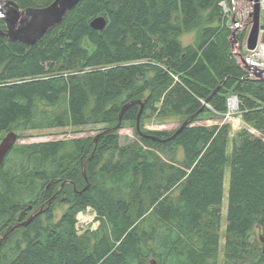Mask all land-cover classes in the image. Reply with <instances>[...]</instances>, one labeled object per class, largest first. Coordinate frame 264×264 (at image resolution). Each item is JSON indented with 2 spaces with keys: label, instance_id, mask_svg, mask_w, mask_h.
<instances>
[{
  "label": "trees",
  "instance_id": "trees-1",
  "mask_svg": "<svg viewBox=\"0 0 264 264\" xmlns=\"http://www.w3.org/2000/svg\"><path fill=\"white\" fill-rule=\"evenodd\" d=\"M10 1L25 10L55 0ZM220 1L81 0L32 46L0 35L1 136L86 126H102L100 134L125 104L143 103L140 132L139 106L122 117L119 129L133 127L135 138L124 145L118 130L96 146L15 144L0 167V264H218L227 170L223 264H264V81L233 57ZM98 17L101 32L90 27ZM187 33L195 35L183 45ZM232 97L240 131L197 125L223 118ZM152 118L189 124L176 136L179 129L144 130ZM71 164L80 192L62 219L10 231L26 221L19 209ZM86 207L99 226L78 234L75 216Z\"/></svg>",
  "mask_w": 264,
  "mask_h": 264
},
{
  "label": "water",
  "instance_id": "water-1",
  "mask_svg": "<svg viewBox=\"0 0 264 264\" xmlns=\"http://www.w3.org/2000/svg\"><path fill=\"white\" fill-rule=\"evenodd\" d=\"M81 0H55L52 4L45 8L41 9H25L21 10L16 3L10 0H0V20L3 21L5 25V30H0V35L2 37L8 38L11 42H20L29 46L36 44L42 37L46 35V33L54 28L57 25H60L64 19V17L72 11ZM247 2L255 3V9L253 13V27L248 40V49L254 50L259 38L260 29L263 30L264 26H260L259 24V6L257 4L258 0H243ZM90 27L95 31H103L106 27V22L103 18L98 17L92 20L90 23ZM264 41V39H263ZM247 69L250 71L251 75L257 79L264 81V71H259L247 66ZM217 91V90H216ZM215 91V92H216ZM232 100L237 104V98L233 97ZM230 102V101H229ZM208 104V101L205 102V105ZM137 105L140 107V110L137 115L136 122V130L140 132L139 122L140 117L143 111V103L140 101H134L125 104L119 114L118 124L109 130L103 131L99 135H97L93 142L94 146L97 144V140L100 135L110 134L119 130L121 126V121L124 113L128 111L132 106ZM237 108V107H236ZM193 118H190V121ZM189 124V120L185 121L183 125L179 128V130L174 134L176 136L183 128H185ZM18 142V135L16 133H8L2 142L0 143V167L2 166L6 156L12 150L14 145ZM92 155V154H91ZM91 156L87 160L86 164L90 161ZM82 166V174L83 177L86 178L85 173V165ZM89 184L86 185V189ZM53 200V199H52ZM51 202V200H50ZM31 208V207H29ZM40 212L35 213L29 219L24 221L23 223L18 224L14 228H21L27 226L29 223L33 221V219ZM12 228V229H14ZM11 229V230H12ZM260 242L263 244L264 239L261 237ZM264 252V246H263ZM152 264H155L152 262Z\"/></svg>",
  "mask_w": 264,
  "mask_h": 264
},
{
  "label": "rangeland",
  "instance_id": "rangeland-1",
  "mask_svg": "<svg viewBox=\"0 0 264 264\" xmlns=\"http://www.w3.org/2000/svg\"><path fill=\"white\" fill-rule=\"evenodd\" d=\"M194 35H195L194 33L184 34L180 38L181 43L183 45L190 44L194 38ZM229 103H228V112L226 113V115L223 118L216 119V120H205V121L197 122V125L213 126V125H220V124H224V123H229L231 126V135L240 131L244 127V125H243L240 117L236 116L238 103L236 104L237 108L235 110L229 109ZM183 123L184 122H182V120H179L176 118H171V119H167V120H163V121H157V120L152 118L151 120L146 121L144 123L143 129L148 130V131H174L176 129H179L183 125ZM102 129H103L102 126H98V127L86 126V127L77 128V129H73V128L68 127L65 129L40 130V131L33 132V133H26L23 139H20V140L18 139L17 145H31V144H40V143H48V142L82 140V139H93L94 140V138L97 135H99V131ZM139 129H140V123H139ZM133 130H134V128L131 126H127L125 129H119L118 130V135L120 137V144L121 145H124V144H126L130 141H133L135 139L134 135H133ZM249 130L251 133L257 134L254 130H251V129H249ZM4 137L5 136L0 135V143L2 142V139ZM12 154H13V152L11 150L7 155V160H9L11 158ZM177 159L179 161H181L183 159V153H182L181 149H178V151H177ZM84 164H86V163H84ZM228 182H229V174H228V170H227L226 175H225V179H224V198H223V204H222V231L220 233L222 238H221V243H220V252L218 254V264H223L222 246H223V231H224V227H225V223H226L225 222L226 209H227L226 193H227V189H228ZM88 208H90V207H88ZM80 212H81V210H80ZM58 218H59V213L55 215V217H54V219H52V221L58 222ZM76 218H77V214L75 216V220H76ZM41 219H44V218H41ZM96 222H98V225L96 226V225L92 224L89 226L90 229H93L94 227H96L94 230L97 229V227L99 226V221L96 219ZM76 223H77V220L75 222V230L77 231V233L78 234L84 233L82 226H85V225H80L77 229ZM17 225H12L11 227L14 228ZM14 229H12V230H14ZM12 230H10V231H12ZM4 238H5V236H3V237L0 236V241ZM259 238H261V237H259ZM262 248H263V245H262Z\"/></svg>",
  "mask_w": 264,
  "mask_h": 264
},
{
  "label": "built area",
  "instance_id": "built-area-1",
  "mask_svg": "<svg viewBox=\"0 0 264 264\" xmlns=\"http://www.w3.org/2000/svg\"><path fill=\"white\" fill-rule=\"evenodd\" d=\"M259 6V24L264 26V0H258ZM219 6L224 18L225 27L230 30L231 52L237 63L243 70L247 66L259 71H264V29L259 32V38L254 50L248 49V40L253 27V13L255 3L243 0H221ZM241 37L238 38V35ZM251 78H254L251 75ZM232 100V98L230 99ZM96 213L86 207L77 213L76 227L82 226L83 231L90 229V225H98L96 222ZM81 223V224H80Z\"/></svg>",
  "mask_w": 264,
  "mask_h": 264
},
{
  "label": "flooded vegetation",
  "instance_id": "flooded-vegetation-1",
  "mask_svg": "<svg viewBox=\"0 0 264 264\" xmlns=\"http://www.w3.org/2000/svg\"><path fill=\"white\" fill-rule=\"evenodd\" d=\"M83 165L84 164L81 165V172ZM72 168V164L68 165L66 167V170H68L67 175L63 173L57 175L52 183L47 184L43 188L40 197L35 202V205H29L27 208H20L18 211V216L27 220L35 213L41 211V213H39L35 218H51L52 220L54 219L55 215L59 213L58 221H60L64 214L71 208L70 201L72 196L74 194L78 195L80 192V190H78L68 178L70 176L69 170H72Z\"/></svg>",
  "mask_w": 264,
  "mask_h": 264
},
{
  "label": "bare ground",
  "instance_id": "bare-ground-1",
  "mask_svg": "<svg viewBox=\"0 0 264 264\" xmlns=\"http://www.w3.org/2000/svg\"><path fill=\"white\" fill-rule=\"evenodd\" d=\"M250 77H251V73L250 71L247 69V70H244ZM255 79V78H254ZM229 109L230 110H235L236 109V103L233 101V100H230V103H229ZM238 123V122H237ZM4 139V138H3ZM2 139V140H3ZM17 143V142H16ZM15 146V145H14ZM13 149V148H12Z\"/></svg>",
  "mask_w": 264,
  "mask_h": 264
}]
</instances>
